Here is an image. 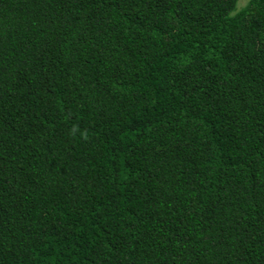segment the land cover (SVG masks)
Segmentation results:
<instances>
[{
	"label": "trees",
	"instance_id": "16d2710c",
	"mask_svg": "<svg viewBox=\"0 0 264 264\" xmlns=\"http://www.w3.org/2000/svg\"><path fill=\"white\" fill-rule=\"evenodd\" d=\"M0 0V264H264V0Z\"/></svg>",
	"mask_w": 264,
	"mask_h": 264
},
{
	"label": "rangeland",
	"instance_id": "374dc122",
	"mask_svg": "<svg viewBox=\"0 0 264 264\" xmlns=\"http://www.w3.org/2000/svg\"><path fill=\"white\" fill-rule=\"evenodd\" d=\"M245 2H246V0H240V1L238 2V6L243 5Z\"/></svg>",
	"mask_w": 264,
	"mask_h": 264
}]
</instances>
